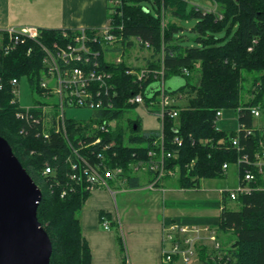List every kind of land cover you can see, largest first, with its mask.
Masks as SVG:
<instances>
[{"label": "trees", "instance_id": "obj_1", "mask_svg": "<svg viewBox=\"0 0 264 264\" xmlns=\"http://www.w3.org/2000/svg\"><path fill=\"white\" fill-rule=\"evenodd\" d=\"M212 1L216 10L210 12L187 0H121L119 8H108V23L119 39L117 44L124 48V57L134 47V41L140 49L150 51L146 58V77L140 81L137 75L140 70L135 72L125 59L118 65L109 61L110 55L118 56L119 47L104 48L101 42L93 45L94 50L101 52L99 64L113 74L112 82L118 93L115 99L111 92L102 94L100 98L105 105L112 97L115 107L95 112L93 117L117 120L115 131L110 138L107 136L108 141L117 142L115 152L119 157L112 160V165L124 169V178L131 189L141 188L144 180L134 175L130 165L144 158L148 162L149 151L159 152L155 142L161 130L143 132L140 118L129 120L124 126L128 111L139 107L127 101L132 93L143 90L147 108L159 105L163 79L164 83L173 78H182L185 82L175 90L164 85L166 94L176 99L187 98V106L174 105L179 110L177 119L166 116L163 121L165 150L168 153L178 151V158L166 163L169 168L180 169L176 180L179 188L199 189L204 179L224 178L227 175L223 171L225 163L235 164L244 153L255 160L262 152L260 141L264 132L253 127L255 118L249 108L258 107L261 111L264 107V0ZM146 2H152L156 14L144 5ZM174 20H196L192 31L197 37L193 46L183 45L184 28ZM91 30L88 29L89 35L94 34ZM72 31L42 29L41 43L50 46L53 41L60 40L64 32ZM222 34L225 36L220 37ZM29 48H34L30 56ZM40 49L39 44L29 42L10 55L0 54V76L3 78L0 136L9 142L42 192L38 219L53 243L51 264H92V251L80 220L91 193L78 188L62 196V187L70 182L69 174L72 173L68 163V158H73L71 151L61 135L44 136L38 115L33 114L30 121L18 119V106L12 104L11 80L27 77L30 87L37 88L43 67ZM226 110H234L239 126L252 129L254 135L247 136L244 131L239 136L237 132L217 131V113ZM154 112L157 115L160 111ZM81 126L76 122L69 124L70 137L76 146L75 135L83 129ZM237 136L240 153L232 144ZM176 138L182 140L181 147L175 145ZM220 141H225L228 148L222 149ZM109 156L112 158V154ZM45 164L57 168L56 174L45 176ZM243 173L244 169H240L239 177ZM257 180V190L239 195L235 201L231 200L229 192L223 194L217 228L222 242L232 244L229 250L234 264H264V175L257 174ZM229 200L237 206L229 205ZM224 237L233 239L225 242ZM121 257V264H129L123 243ZM201 262H205L204 255H201Z\"/></svg>", "mask_w": 264, "mask_h": 264}, {"label": "built area", "instance_id": "obj_2", "mask_svg": "<svg viewBox=\"0 0 264 264\" xmlns=\"http://www.w3.org/2000/svg\"><path fill=\"white\" fill-rule=\"evenodd\" d=\"M121 0H108V5L112 8H119ZM94 34L89 35L88 29L64 32L60 40L53 41L51 45L41 43L42 29L37 27H12L6 30L7 42L1 48V53L10 55L19 47L29 42L40 45L42 54V72L37 88L31 91L35 96L34 105L31 108H21L18 98L17 79L11 80L12 104L18 106L16 116L18 119H32L33 114L38 115V123L43 125L44 136L49 138L51 134H57L64 137L68 148L72 153V157L68 158L72 173L69 174L70 182L62 187V196L68 191H75L81 188L89 193H94L102 188L109 190L114 196L118 193L116 188L112 187L113 183H118L121 191L123 186L128 184L124 178L125 171L120 165H112V160L118 159L115 152L117 142L115 140H107L115 131L117 120H107L95 118L92 116L90 120H76L69 118L67 112L73 109H89L95 112H101L104 109H113L115 107L112 97H118L117 87L112 82L113 74L106 71L103 65L99 64L100 51L94 50L93 45L101 42L103 47L121 49L117 53L115 64H121L126 56L123 46L117 44L118 38L113 33V27L108 25L102 29L91 30ZM73 33V34H72ZM138 41L141 40L139 39ZM34 48H29L30 56ZM131 74L133 72H130ZM138 78L142 81L146 77V70L137 73ZM164 78V77H163ZM162 78V79H163ZM3 78L0 76V90L2 88ZM164 79L162 80L161 95L159 104L161 110L157 113L160 119L161 136L155 142L158 145L159 152L149 151V160L139 159L133 167V173L136 176L145 178L142 188L148 191H158L161 184L167 179H175L179 177V168H169L167 160L177 159L178 151L166 152L165 138L163 134V121L166 116L171 119L179 117V110L174 107L177 102L176 98L166 94L164 88ZM113 94L110 101L105 105L102 94ZM127 104L131 106H142L146 109V98L143 90L139 93H132ZM254 118L261 116L258 107L249 108ZM223 112L219 111L215 119L217 131L221 132L218 127ZM100 121V122H97ZM81 123L83 129L75 135L77 145L72 142L69 132L70 123ZM162 122V123H161ZM79 127V126H78ZM77 127V128H78ZM244 131L247 136H253L254 131L246 127L239 126L236 131L238 136ZM260 146L262 152L251 159L246 153L241 154L237 164L239 170L244 169L243 176L239 177V185L235 191H230L231 200H237L239 195L247 194L253 190H257V174L264 175V133H262ZM108 136V137H107ZM235 137L232 141L237 151L242 152L239 146V140ZM175 145L182 146L180 138L175 139ZM222 149L228 148L225 141L219 143ZM225 147V148H224ZM178 150V149H177ZM83 152V153H82ZM112 154L111 156H109ZM194 165V162L191 166ZM44 175H55L57 168L45 164ZM115 166V167H112ZM230 164L223 165V171L227 172ZM141 173L142 175H139ZM257 173V174H256ZM146 174L150 177L146 184ZM115 189V190H113ZM226 191H221L223 194ZM102 226L105 230L111 229V222L107 216L101 218ZM164 248L162 253L163 264H173L181 260L184 264H190L193 260L197 264H234L233 256L230 253L232 244L226 245L220 238L218 228L212 226L200 225H178L170 224L163 228ZM169 245V247H167ZM201 255H204L205 262H201Z\"/></svg>", "mask_w": 264, "mask_h": 264}, {"label": "crops", "instance_id": "obj_3", "mask_svg": "<svg viewBox=\"0 0 264 264\" xmlns=\"http://www.w3.org/2000/svg\"><path fill=\"white\" fill-rule=\"evenodd\" d=\"M108 8V0H0V51L3 44L7 42L4 32L9 28L31 26L43 30L73 31L102 29L108 25ZM113 57L109 61H114L116 57L115 55ZM253 127L264 132V128L255 126V122ZM148 177L146 174V184ZM176 180L177 178L167 179L158 191L151 192H147L148 190L142 187L131 189L128 184L124 185L125 190L121 191L122 187L118 183L112 184L118 194L140 191L149 193L146 194V204L149 206L150 215L146 217V224H133L128 228L129 240L125 254L129 264H163L164 226L178 224L218 227L223 209L221 191L218 193V209L168 208L167 202L194 204L200 202L197 201L200 198H206V193L200 190L201 186L199 189H183L178 187ZM105 190L102 188L92 193L87 200L80 216L81 227L92 251V264H121L122 257L118 253L111 229L107 231L103 227L104 230H102L101 215L103 213L106 214L112 226L116 223L121 226L120 217L118 215L115 221L112 214V201L111 204L109 202L111 195L115 202L114 195L107 194L108 200L100 199L105 195L102 193L101 196V192Z\"/></svg>", "mask_w": 264, "mask_h": 264}, {"label": "rangeland", "instance_id": "obj_4", "mask_svg": "<svg viewBox=\"0 0 264 264\" xmlns=\"http://www.w3.org/2000/svg\"><path fill=\"white\" fill-rule=\"evenodd\" d=\"M154 0H152L153 2ZM152 2H146L144 5L149 7L153 14L155 13V10L153 8ZM190 4L196 5L201 7L207 12L215 11L216 5L212 0H187ZM176 23H178L180 26L184 28L183 35H185V42L183 45L187 46H193L195 44L194 40L197 37V34L194 33L192 30L196 25V20H174ZM225 34H222L220 37H224ZM188 39V40H187ZM135 42L134 47L131 48L127 52V57H124L125 61L135 68V71L137 72V69L145 70L147 67L146 58L150 56L149 50H142L139 47V44ZM113 56H109V60H111ZM115 60V59H114ZM184 79L182 78H173L170 79L165 83L166 88L170 89H177L180 86L184 85ZM18 98H19V105L21 108H31L34 105L35 96L31 91L30 83L27 77L21 78L19 81L18 87ZM177 102L175 103L176 106L179 107H185L187 106V98L177 99ZM161 106L160 104H156L154 107H149L146 109L142 106H139L134 109H130L126 115V118L123 122L124 126H127L128 121L132 120H138L139 118L142 119V131H151V130H160L161 124L160 121L154 111H160ZM261 117L255 118V126L257 127H263L264 128V107L261 110ZM93 111L89 109H73L69 110L67 112V116L69 118H73L76 120H90L93 116ZM218 127L226 132H236L239 128L238 124V117L237 113L234 110H226L223 111V117L220 119L218 123ZM227 175L224 178H218V179H204L201 182V192L206 193L205 199H199L194 204H172L173 202H167V207H175L179 210H186V209H218L219 207V191H235L239 185V168L237 164H230L228 171L226 172ZM139 175H142L139 173ZM145 180V178H143ZM173 185V184H172ZM127 186V185H125ZM174 186V185H173ZM175 187V186H174ZM115 190V189H113ZM151 192V191H147ZM146 191H140L135 193H116L115 202L114 198H112L111 192L109 190H105L101 192L105 193L104 196L100 197V199L104 198L105 200H108V195H111V198L109 199V202L111 204L112 201V214L115 217V221L118 219V215L121 220V226L114 225L111 226V233L114 235L116 246L118 248V253L121 256V249H122V243L125 246V253L127 252L128 247V240H129V234H128V228L133 226V224L137 225H143L146 224V217L150 215L149 206L146 204ZM229 205H233L234 207L237 206L234 204V202H231L229 200ZM162 206V205H161ZM232 206V207H233ZM237 208V207H236ZM102 230L103 226H102ZM224 241H230L231 237H224ZM224 243V242H223ZM225 244V243H224ZM167 247H169L167 245ZM173 264H184L180 261L173 263ZM190 264H197L196 260H193Z\"/></svg>", "mask_w": 264, "mask_h": 264}, {"label": "water", "instance_id": "obj_5", "mask_svg": "<svg viewBox=\"0 0 264 264\" xmlns=\"http://www.w3.org/2000/svg\"><path fill=\"white\" fill-rule=\"evenodd\" d=\"M41 201V190L0 136V264H51L53 243L38 219Z\"/></svg>", "mask_w": 264, "mask_h": 264}, {"label": "bare ground", "instance_id": "obj_6", "mask_svg": "<svg viewBox=\"0 0 264 264\" xmlns=\"http://www.w3.org/2000/svg\"><path fill=\"white\" fill-rule=\"evenodd\" d=\"M239 123V122H238ZM240 176V175H239ZM241 178V177H240ZM227 195V194H226ZM228 198V197H227ZM232 238V237H231ZM233 239V238H232Z\"/></svg>", "mask_w": 264, "mask_h": 264}]
</instances>
